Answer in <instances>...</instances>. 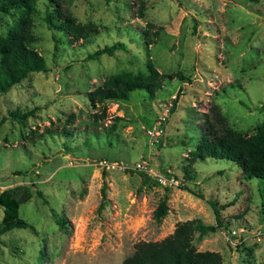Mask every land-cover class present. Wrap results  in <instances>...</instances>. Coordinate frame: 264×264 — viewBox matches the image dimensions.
I'll use <instances>...</instances> for the list:
<instances>
[{"label": "rangeland", "instance_id": "obj_1", "mask_svg": "<svg viewBox=\"0 0 264 264\" xmlns=\"http://www.w3.org/2000/svg\"><path fill=\"white\" fill-rule=\"evenodd\" d=\"M57 1L96 29L74 39L44 19L45 9L56 16L54 2L36 1L32 45L46 70L0 94V191L11 189L27 223L0 233V264H119L135 242L159 240L177 221L214 223L209 201L222 225L194 231L193 247L218 251L222 264H264V179L190 153L213 104L242 134L264 120V0H142L141 15L137 0ZM12 18L0 12V34ZM114 41L125 47L86 56ZM146 60L167 75L153 94L89 103L103 78L145 70ZM158 126L159 135L147 133ZM141 158L146 167H133ZM161 171L177 182L157 181Z\"/></svg>", "mask_w": 264, "mask_h": 264}, {"label": "trees", "instance_id": "obj_2", "mask_svg": "<svg viewBox=\"0 0 264 264\" xmlns=\"http://www.w3.org/2000/svg\"><path fill=\"white\" fill-rule=\"evenodd\" d=\"M37 0H0V12L11 13L12 22L3 34H0V94H4L10 87L22 82L33 72L46 70L43 56L33 47L34 35L31 31L32 17ZM55 4V17L51 10L45 9L44 19L49 26H53L67 33L74 39L86 38L95 26L91 22H80L63 9L57 0ZM137 12L143 13V1L137 0ZM56 19V20H53ZM148 23V26H151ZM157 33V28L152 32ZM150 31L144 30L148 41H153ZM121 41L104 44L87 53L93 58L102 52L113 53L115 49L124 48ZM181 75L180 73H177ZM171 74H168L170 76ZM167 75L157 71L150 60L145 62V70L135 72L127 69L120 70L103 78V80L86 92L90 104L103 102L107 99L127 98L132 91L144 90L149 94L160 86L161 80ZM176 98L168 109L173 110ZM207 115L202 127L201 136L190 150L191 158L211 156L213 158H226L239 166L248 177L264 179V120L259 122L254 131L242 134L229 127L217 105L208 107ZM31 109L23 112L11 111L15 117H25ZM184 173H187L183 166ZM165 172V171H163ZM142 173V172H141ZM146 177V175H145ZM188 178V175L186 174ZM196 196L199 193L188 189ZM37 193H39L37 191ZM214 215V223H204L197 218L177 221L172 232L159 240H139L135 242L133 250L122 258L119 264H222V257L215 250H197L192 245L194 231L198 236L216 230L221 226L217 215V208L209 201ZM0 233L15 227H24L27 223L19 215V200L13 196L11 189L0 191ZM165 199L162 196L153 215L159 219L166 212ZM60 227H64V219L57 218ZM227 225V224H226Z\"/></svg>", "mask_w": 264, "mask_h": 264}, {"label": "built area", "instance_id": "obj_3", "mask_svg": "<svg viewBox=\"0 0 264 264\" xmlns=\"http://www.w3.org/2000/svg\"><path fill=\"white\" fill-rule=\"evenodd\" d=\"M161 131V127L158 126L157 128L156 127H153L151 129H148L147 130V133L151 134V135H159ZM146 160L144 158H141L139 161H136L134 164H133V167H137L138 169H141V168H144L146 167ZM155 175H156V179L157 181L163 183V184H172V183H176L178 178H176V176L173 174V173H170V172H154Z\"/></svg>", "mask_w": 264, "mask_h": 264}]
</instances>
